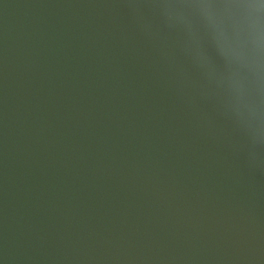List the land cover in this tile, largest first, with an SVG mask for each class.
<instances>
[{
	"label": "water",
	"instance_id": "water-1",
	"mask_svg": "<svg viewBox=\"0 0 264 264\" xmlns=\"http://www.w3.org/2000/svg\"><path fill=\"white\" fill-rule=\"evenodd\" d=\"M0 264H264V0H0Z\"/></svg>",
	"mask_w": 264,
	"mask_h": 264
}]
</instances>
